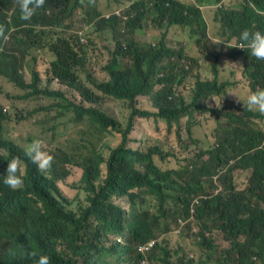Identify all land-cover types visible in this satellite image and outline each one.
I'll return each instance as SVG.
<instances>
[{
    "label": "trees",
    "instance_id": "trees-1",
    "mask_svg": "<svg viewBox=\"0 0 264 264\" xmlns=\"http://www.w3.org/2000/svg\"><path fill=\"white\" fill-rule=\"evenodd\" d=\"M110 2L44 0L24 20L18 0H0V75L23 91L6 97L47 98L52 103L45 111H71L76 122L103 138L109 131L117 134V142L102 150L91 144L82 151L79 140L78 159L75 145L50 149L52 165L41 171L24 148L4 137L8 107L0 105V174L7 161L18 158L23 179L12 190L0 176V264H34L32 253L50 256V264H264V113L236 103L229 91L233 82L222 80L219 68L236 62L250 91L264 88V60L229 47L244 29L264 31V0H128L119 13L108 10ZM73 12V20L81 15L74 22L81 23L75 34L66 35ZM205 13L211 14L215 35L226 45L208 34ZM172 23L192 28L187 39L192 58L166 43ZM148 25L159 31L156 46L128 41L123 48L120 40ZM91 26L110 29L113 50L105 67L108 78L98 82L87 76V84L79 74L91 45L83 44ZM30 56L49 66L42 77L31 69L27 82L22 68ZM184 59L192 62L182 63ZM201 67L211 69L212 77L202 76ZM50 83L73 89L79 101L62 89L48 88ZM104 96L125 104L126 119L98 107ZM139 96H146L145 107L138 106ZM217 96H223L222 103L215 104ZM206 113L218 122L209 149L199 145L193 131ZM143 119L156 121L154 127L164 131L146 150L129 145ZM156 155L181 156L184 165L163 170ZM74 166L79 174L70 188L76 190L75 198L78 191L85 194V204L79 200L76 209L58 185ZM218 172L220 178L214 179ZM152 198L157 201L148 210ZM170 227L190 240L178 248L180 253L164 237ZM212 228L223 233L229 247L215 244L207 235Z\"/></svg>",
    "mask_w": 264,
    "mask_h": 264
},
{
    "label": "rangeland",
    "instance_id": "rangeland-1",
    "mask_svg": "<svg viewBox=\"0 0 264 264\" xmlns=\"http://www.w3.org/2000/svg\"><path fill=\"white\" fill-rule=\"evenodd\" d=\"M184 1L192 2L194 0ZM127 3L128 0H111L110 5L107 8L109 11L115 9L123 10L128 5ZM74 12L72 13L71 19L69 18L66 21V23L69 24L66 35H69V33L75 34L74 31H76L77 27L81 23L80 20L79 22H74L78 17L79 19L81 17V15L78 14L77 18L73 20ZM205 15L208 17V23L210 24V36L220 41L221 35H215L214 23L212 22V17H210L211 14L208 15L205 13ZM145 28L147 33L141 35L139 31H135L133 34L134 39L138 42H156L159 37V31L151 28L150 26H145ZM59 31L61 32V29H59ZM86 33L88 35V41L83 44L91 45L88 47L87 53L85 54L86 62L79 74V77L87 84L90 83L87 76H91L98 82L104 81L108 78V74L105 70V67L107 66L106 63L109 60L113 50L112 32L108 28L97 31L91 26L86 31ZM167 36L170 37L166 39V43L176 48H183L187 57H191L187 52L190 51L191 47L187 43L189 35L186 29L173 26L170 28V30H168ZM43 39L46 41L48 40V38ZM224 54L221 55V58ZM210 60L214 62L215 57H211ZM181 62L185 63L192 61H190V59H184ZM118 65L116 67H118ZM48 66L49 65L44 62H34L32 56H30L25 61L22 68L23 77L27 82L30 81L31 69H36L39 72L40 77H42L43 71ZM219 68L221 79H230L233 82L229 88V91L235 98L236 103L240 104V102L243 101L245 97L251 92L248 86L245 84L242 71L237 70L236 62L220 63ZM231 71H234V73L232 74ZM201 75L204 77H212L213 73L211 69L201 67ZM186 83L192 85L189 80H186ZM39 86L41 88L45 87L44 82L41 81ZM179 87H181V85H179L178 88ZM48 88L62 89L71 99L75 100L76 102H78L80 99L73 89L63 87L57 83L48 84ZM6 94L11 96H21L23 91L15 87L14 84L10 82L5 76L0 75V105L1 107H8V111L6 112L8 116L5 117L3 121V135L24 149L35 139L40 140L42 149L48 153H50V149L54 152L61 149L64 144L75 145V159H78L77 155L79 153V140L82 144L80 148L82 151H87L91 144H96L97 149L102 150L104 149V144L114 145L117 142V137L114 136L117 135L115 132L109 131L103 138V136L98 134L96 130L92 128L86 129L83 124L76 122V114L71 111H66L63 113H61L58 109L45 111L44 108L49 107L50 103H52V100L50 99L34 97L28 100L16 99L12 101L10 98L6 97ZM237 97L241 101H238ZM137 99L138 106H146V102L142 97H138ZM214 101H216L217 104L222 103L223 96L214 97ZM85 103L87 106L89 105V103ZM98 107L110 115L112 114V111H116L117 113L115 117H117L120 121L126 119V116L129 112V110L125 108L124 103L107 96H104L101 99ZM206 114L210 118L208 116H204L201 122L193 126V131L194 135L200 138L199 145L201 147L205 146V149H209L214 143L213 136L214 133H216L218 122H216L215 118L210 114ZM55 116L56 118H54ZM58 124L61 125L56 130H53L52 127L57 126ZM138 125L140 128H136V133H132L130 135L131 141L129 142V145L134 148L137 147L138 149L141 148V150H146L148 146L154 144L164 136V131L154 127L158 125L156 121L143 119V121L138 123ZM84 129L86 130L82 134ZM179 157L180 158H163L161 155H156V162L157 165L163 170L178 169L184 165V162L182 161L183 158H181V156ZM137 167L140 168L141 164ZM78 174L79 167L74 166L70 168V175L62 183L58 181L60 189L72 200L71 207L74 209L77 208V205L78 203L80 204V202L81 204H85V202L81 201L84 198V192L78 191V198H75L74 194L76 193V190H72L70 188V185L74 184V180L77 178ZM213 178H220V172L215 174ZM236 179L240 181L242 179V174H238ZM156 201L157 200L152 198V200L147 203L146 208H148V210H153ZM186 223L188 222L183 223V225ZM192 226L195 227L196 225L193 224ZM207 235H211L214 238L215 244L220 248H226L230 246V243L224 239L223 233L218 229L212 228L210 232H207ZM164 237L167 239V244L169 247L173 251H177L179 253L180 251L178 248L190 242V240L184 238L183 232H178L171 227ZM206 255L207 254L202 251V260L206 258Z\"/></svg>",
    "mask_w": 264,
    "mask_h": 264
},
{
    "label": "clouds",
    "instance_id": "clouds-1",
    "mask_svg": "<svg viewBox=\"0 0 264 264\" xmlns=\"http://www.w3.org/2000/svg\"><path fill=\"white\" fill-rule=\"evenodd\" d=\"M43 3L44 0H18L21 19L29 20L35 14L36 10L43 6ZM165 5H168V3L165 2ZM119 10L120 9H115V12L119 13ZM163 23L166 24V21H163ZM171 25H175L180 28L186 29L187 33H193L192 28L189 25H183L180 23H172ZM148 26L155 29L152 25H148ZM138 29L139 26L135 27L126 39L123 40L119 39L124 49L127 48L128 41H133L140 46L145 44L156 46L160 42V41H156V42L136 41L133 37V34L135 31H138ZM139 33L141 35L146 34L147 33L146 28L144 27L142 30L139 31ZM208 34L210 35V30L208 31ZM169 37H166V39ZM218 42H222L223 44L226 45V42L224 40H220ZM232 46L241 49H247L248 54H250V56L255 57L257 60H264V31H260V30L250 31L248 29H244L240 31L238 37L231 43V46L229 47ZM139 97L144 98L146 96H139ZM238 101L241 100L238 98ZM241 102L243 103V106L249 111H259L260 113H264V88H257L254 91H251ZM25 155L41 171H45L49 169L52 165L53 156L42 149V145L39 139L33 140L31 143H29L26 146ZM19 168H20L19 159L12 158L11 160L7 161L5 172L3 174H0V176H2L3 184L8 186L12 190H16L20 188L23 184V179L18 174ZM179 231L180 230H178V232ZM161 238H163V235H161L158 240H160ZM31 255L34 259V264H50L51 262V257L46 254H40L38 258L36 257V253H32Z\"/></svg>",
    "mask_w": 264,
    "mask_h": 264
},
{
    "label": "water",
    "instance_id": "water-1",
    "mask_svg": "<svg viewBox=\"0 0 264 264\" xmlns=\"http://www.w3.org/2000/svg\"><path fill=\"white\" fill-rule=\"evenodd\" d=\"M207 26H208L207 31H209L210 30V24L208 23V21H207Z\"/></svg>",
    "mask_w": 264,
    "mask_h": 264
}]
</instances>
